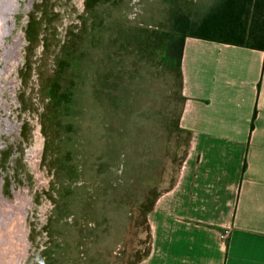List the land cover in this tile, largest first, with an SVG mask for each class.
<instances>
[{"label": "rangeland", "instance_id": "obj_1", "mask_svg": "<svg viewBox=\"0 0 264 264\" xmlns=\"http://www.w3.org/2000/svg\"><path fill=\"white\" fill-rule=\"evenodd\" d=\"M115 2L103 7L107 26L97 50L88 0H11L12 9L0 14V206L9 217L0 220V264H135L150 248L139 205L149 207L174 185L189 138L164 123L170 107L179 109L174 77L144 64L127 117L115 120L108 107V139L99 115L88 112L81 124L49 96L51 87L63 91L74 79L70 106L77 108L112 21L125 35L144 21L161 24L169 6ZM71 57L82 58L81 71H69L67 82L57 69ZM64 116L73 130L63 126Z\"/></svg>", "mask_w": 264, "mask_h": 264}, {"label": "crops", "instance_id": "obj_2", "mask_svg": "<svg viewBox=\"0 0 264 264\" xmlns=\"http://www.w3.org/2000/svg\"><path fill=\"white\" fill-rule=\"evenodd\" d=\"M182 73L189 144L135 264H264V51L187 38Z\"/></svg>", "mask_w": 264, "mask_h": 264}, {"label": "trees", "instance_id": "obj_3", "mask_svg": "<svg viewBox=\"0 0 264 264\" xmlns=\"http://www.w3.org/2000/svg\"><path fill=\"white\" fill-rule=\"evenodd\" d=\"M115 1L88 0L90 7L94 5L91 8V12L94 11V24L90 30L92 33L90 43L93 49L97 50L101 47L100 40H103L104 26L106 25L105 17L102 15L103 7L108 6L110 2L116 3ZM168 3L164 21L154 27L150 25L151 22L144 21L140 26L131 28L129 33L124 35L123 25L112 21L108 26L110 31L108 47L104 50L101 49L102 52L100 50L101 58L92 67L84 96H80V94L78 96L82 102H78L77 108L70 106L74 103L76 96V93L72 91V86H75L76 89L78 83L71 79L70 84L66 85V89L63 91L56 86L49 89V96L56 109H62L63 115L73 112V118L79 117L78 122L81 124H83L86 113L99 115V130L108 139L109 132L107 133L104 126L106 117L111 113L108 107H114L115 120L118 117H127V110L133 109L132 105L128 103L129 94L138 90V82L140 83L144 74L142 72L143 65L150 64L155 67L156 71H164L174 77L177 85L173 97L178 103L179 109L170 107L169 111L167 110L168 113L164 114L166 117L164 123L171 130H184L180 126V116L185 101L182 93V59L187 38L264 51V0H168ZM98 6L102 9L98 10ZM81 61L80 57L62 60L57 69L60 71L61 78L68 82L69 71L70 74L74 73L77 76L78 69L79 73L81 71ZM89 104L90 106H88ZM139 113L137 112V115ZM255 118L256 113L252 121V130ZM62 119H64L63 126L73 130V124L69 121L70 117L64 116ZM188 144L189 138L187 148ZM98 163L104 162L98 161ZM161 194H155L150 199L149 207H146L143 201L140 203V210L146 212V222L147 214L153 209ZM148 252L149 249L139 260Z\"/></svg>", "mask_w": 264, "mask_h": 264}, {"label": "bare ground", "instance_id": "obj_4", "mask_svg": "<svg viewBox=\"0 0 264 264\" xmlns=\"http://www.w3.org/2000/svg\"><path fill=\"white\" fill-rule=\"evenodd\" d=\"M11 0H0V14H2L3 12L7 11V10H11L12 9V6H11ZM13 47V48H12ZM15 49V46H11V48L9 47V49H6V54L5 56L8 57L10 54H12V52L14 51ZM3 206H0V220L1 222L2 219L3 220H8V216H7V211H6V208L5 209H2ZM13 212V211H12ZM2 218V219H1ZM6 218V219H5ZM3 224V223H2ZM4 225V224H3ZM2 225V226H3ZM6 227H8V224H5ZM2 228V227H1ZM16 228V226H15ZM17 229V228H16ZM4 234V233H3ZM2 235V234H1ZM3 246V245H2ZM1 247V246H0ZM4 247V246H3ZM4 252V251H3ZM4 254V253H3ZM16 256V255H15ZM1 257V256H0ZM5 257V255H4ZM15 258V257H14ZM14 260V259H13Z\"/></svg>", "mask_w": 264, "mask_h": 264}, {"label": "built area", "instance_id": "obj_5", "mask_svg": "<svg viewBox=\"0 0 264 264\" xmlns=\"http://www.w3.org/2000/svg\"><path fill=\"white\" fill-rule=\"evenodd\" d=\"M226 234L228 233V231L225 232ZM222 237L224 238L225 237V234L222 235Z\"/></svg>", "mask_w": 264, "mask_h": 264}]
</instances>
